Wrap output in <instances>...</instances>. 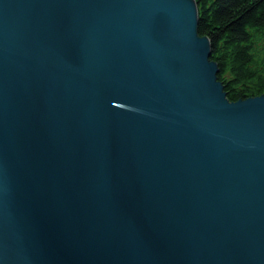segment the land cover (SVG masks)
Segmentation results:
<instances>
[{
  "label": "water",
  "instance_id": "water-1",
  "mask_svg": "<svg viewBox=\"0 0 264 264\" xmlns=\"http://www.w3.org/2000/svg\"><path fill=\"white\" fill-rule=\"evenodd\" d=\"M195 0H0V264H264V93L229 102Z\"/></svg>",
  "mask_w": 264,
  "mask_h": 264
},
{
  "label": "trees",
  "instance_id": "trees-1",
  "mask_svg": "<svg viewBox=\"0 0 264 264\" xmlns=\"http://www.w3.org/2000/svg\"><path fill=\"white\" fill-rule=\"evenodd\" d=\"M198 36L229 102L264 93V0H195Z\"/></svg>",
  "mask_w": 264,
  "mask_h": 264
}]
</instances>
